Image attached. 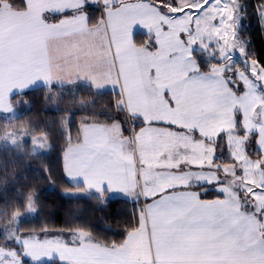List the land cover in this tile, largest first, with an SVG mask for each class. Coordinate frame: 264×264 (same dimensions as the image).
Wrapping results in <instances>:
<instances>
[{
    "label": "snow or ice",
    "instance_id": "1",
    "mask_svg": "<svg viewBox=\"0 0 264 264\" xmlns=\"http://www.w3.org/2000/svg\"><path fill=\"white\" fill-rule=\"evenodd\" d=\"M249 7L0 0V100L7 93L10 105L0 119L19 118L12 99L32 88L57 106L71 96L86 115L74 146L60 122L67 176L80 178L78 194L103 204L119 193L133 205L121 242L70 225L71 246L22 232L25 217L0 210L10 220L0 226V264H264V62L242 34ZM252 14L264 20V0ZM105 89L115 98L97 111ZM17 135L34 154L48 147L46 136ZM4 141L20 147L11 133ZM21 203L37 212L31 197Z\"/></svg>",
    "mask_w": 264,
    "mask_h": 264
},
{
    "label": "trees",
    "instance_id": "2",
    "mask_svg": "<svg viewBox=\"0 0 264 264\" xmlns=\"http://www.w3.org/2000/svg\"><path fill=\"white\" fill-rule=\"evenodd\" d=\"M258 0H248L249 16L243 21V35L249 40L254 58L264 62V20L252 14V7ZM94 15H99L94 12ZM136 39H146L143 32H136ZM26 96H14L12 103L18 111L19 118L11 122L0 119V210L7 209L9 217L25 212L26 201L31 197L37 208L34 217L25 218L20 225L24 233L43 226L48 230H66L70 225H87L93 239L101 243L121 242L133 212V205L123 198H109L101 204L97 194L74 195L72 191L80 189L81 185L72 184L65 175L63 156L69 147L67 138L61 134V124L70 129L72 143L79 136V128L86 113L78 111L69 103L71 96H66L64 102H49V93L44 88L26 90ZM82 99H93L88 90L81 89ZM115 98V93L105 90L95 97L99 108L107 105ZM24 100L26 103L21 104ZM69 109L71 111H69ZM75 112V115L71 113ZM10 129L29 135L44 134L50 149L43 154H34L29 140L19 143L20 147L1 142L3 134ZM27 136V135H26ZM218 191L210 192L207 198L219 196ZM0 216V226L9 222ZM134 222V219H133ZM43 234V233H42ZM26 264L32 262L26 261ZM56 264H62L57 260Z\"/></svg>",
    "mask_w": 264,
    "mask_h": 264
},
{
    "label": "rangeland",
    "instance_id": "3",
    "mask_svg": "<svg viewBox=\"0 0 264 264\" xmlns=\"http://www.w3.org/2000/svg\"><path fill=\"white\" fill-rule=\"evenodd\" d=\"M143 33H144V32H143ZM11 105L14 107V105H13L12 102H11ZM9 106H10V105H9V103H8V95H7V93H5L4 96H3V99L0 100V107H5V108H7V107H9ZM14 109H15V108H14ZM17 114H18V111L16 110L15 115H17ZM9 133L12 134V138H13L14 140L18 141V143H23V142H25V140H27V138H28V136H26V135L20 137L19 135H17L18 131H16L15 129H10V130L7 131L5 134H3L2 138H1V142L11 144L10 142H6V141H4L5 136H6L7 134H9ZM23 133H24V132H23ZM31 136H33V138H38V139H39L40 137L44 136V134H37V135H31ZM47 145H48V147H46V148L43 150V153L48 152L49 149H50V145H49V143H48V140H47ZM31 150H32V152H33V146H32V148H31ZM224 155H225V158H227V153H225ZM72 193H73L74 195H77V194L79 193V191H73ZM75 193H76V194H75ZM32 200H33V199H32ZM34 206H35V204H34ZM35 208H36V206H35ZM36 209H37V208H36ZM36 214H37V212H36L35 214L31 215V216L27 215V209H26L25 212L17 213V215L24 216L25 218L34 217V216H36ZM8 223H10V221L7 222V223H5V224H3L2 226L7 225ZM56 231H61V230H48L47 235H45L44 233H43V234H42V233H41V234H37V233H36V235H37V237L40 238V239H45V238H49V237H51V234L56 233ZM64 231H66V230H64Z\"/></svg>",
    "mask_w": 264,
    "mask_h": 264
},
{
    "label": "crops",
    "instance_id": "4",
    "mask_svg": "<svg viewBox=\"0 0 264 264\" xmlns=\"http://www.w3.org/2000/svg\"><path fill=\"white\" fill-rule=\"evenodd\" d=\"M136 32H144V30L138 28ZM105 90H107V89H105ZM105 90H104V91H105ZM74 145H75V144H73V146H74ZM66 150H67V149H66ZM63 165H64V156H63ZM65 175H66V177L68 178V180H69L72 184H74V185H81V184H80V178L72 179V178H70V177L67 176V173H66V172H65ZM72 175H76V173L73 172ZM74 191H79V193H80L81 191H84V189H83V188H80V189H77V190H74ZM72 192H73V191H72ZM92 193H94V192H89V193H87V194H92ZM75 194H76V193H75ZM87 194H77V195H87ZM95 194H96V193H95ZM110 198H123V199H126L124 196L120 195L119 193H113V194L111 195ZM45 239H62V240H64L66 243H69L70 246L72 245V242H73V237H72V235L69 234V231H64V230L56 231V233L51 234V237H49V238H45ZM93 240H94V239H93ZM94 241H96V240H94ZM61 263H62V262H61Z\"/></svg>",
    "mask_w": 264,
    "mask_h": 264
}]
</instances>
